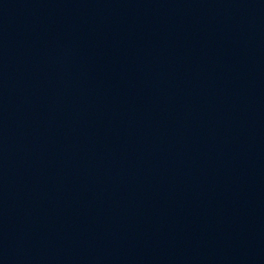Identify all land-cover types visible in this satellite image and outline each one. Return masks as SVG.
I'll use <instances>...</instances> for the list:
<instances>
[{
  "label": "water",
  "instance_id": "water-1",
  "mask_svg": "<svg viewBox=\"0 0 264 264\" xmlns=\"http://www.w3.org/2000/svg\"><path fill=\"white\" fill-rule=\"evenodd\" d=\"M0 264H264V0H0Z\"/></svg>",
  "mask_w": 264,
  "mask_h": 264
}]
</instances>
